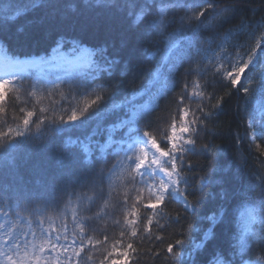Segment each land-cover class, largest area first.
<instances>
[{
  "label": "trees",
  "instance_id": "16d2710c",
  "mask_svg": "<svg viewBox=\"0 0 264 264\" xmlns=\"http://www.w3.org/2000/svg\"><path fill=\"white\" fill-rule=\"evenodd\" d=\"M211 2L214 0H112L109 5L100 6L97 0H0V62L31 60L24 72L7 78L12 80L20 99H13L8 111L0 115V131L16 126L18 120L13 114L18 116L20 107L37 111L45 107L50 115L59 116L69 114L71 107L85 97L91 98L97 92L102 97L77 120H46L37 128L38 113L23 135L0 138V222L5 219L2 212L10 209L8 219L16 223L19 212L24 229L28 227L27 221L35 217L45 221V228L62 230L67 223L71 237L74 212L83 216L99 212L103 218L89 223L100 233L106 231L110 242L120 239L125 225H116L115 221H122L123 209L116 216L105 212H110L125 192L135 195L134 186L126 183L128 168L124 158L134 152L135 137L159 126L161 130L165 128L162 123L174 108L173 98L184 79H188L201 84L208 81L206 95L214 91L217 99H223L214 112V123L208 124L212 133H206L207 141L199 142L210 143L216 155L211 157L202 150L190 149L192 162L204 165L208 187L185 224L192 225L190 238L196 237L201 228L209 227L216 237L210 247L205 245L209 251L200 259H211L212 250L229 249L236 233L242 234L245 227H259L260 216L255 211L258 204L249 197L248 189L257 173L264 175V156L259 155L264 152V123L259 122L264 111V43L257 47L235 88L220 73L208 74L205 80H200L198 73L209 65L213 49H230L233 43L247 41L244 25H264V0H219L232 9L215 30L205 27V18L195 25L186 23V13L191 15ZM70 5H75L76 10H70ZM164 6L168 16L163 30L158 31L156 23ZM142 9L143 15L137 20ZM13 14H18V18L9 21ZM19 27L24 28L23 33L17 31ZM44 33L48 39H34ZM61 40L66 43L61 45ZM54 60L73 61L79 66L67 72H51L36 64ZM56 85L59 90L51 98L44 97ZM244 87L249 89L247 94L241 91ZM33 90L42 103L28 95ZM64 92L66 99H62ZM11 95L15 97L16 93ZM211 102L214 104L215 100ZM249 126H254L258 141L250 148L241 136V144L237 145V134L251 132ZM113 164V171L97 176L102 165L112 168ZM196 170L199 169L193 171ZM225 174L233 193L227 201L209 195L218 191L213 181ZM93 178L104 185L105 198L103 192L96 198L91 191H85L81 197L80 189L93 182ZM73 190L76 195L66 196ZM36 202L45 207L55 203L59 208L46 211ZM88 207L89 212H85ZM180 208L178 203H169L159 210L158 216L154 215L151 234L143 233L140 225V236L134 241L124 238L125 243L133 242L140 250L139 257H133L136 264H171V257L162 254L157 259L149 250L156 234L167 237L173 230L158 232L157 220L160 225L167 224L168 217H174ZM214 209L224 214L210 220ZM100 233L90 231L89 235L102 240ZM184 247H189V243Z\"/></svg>",
  "mask_w": 264,
  "mask_h": 264
},
{
  "label": "snow or ice",
  "instance_id": "6c2138e0",
  "mask_svg": "<svg viewBox=\"0 0 264 264\" xmlns=\"http://www.w3.org/2000/svg\"><path fill=\"white\" fill-rule=\"evenodd\" d=\"M111 3L112 0H97V4L100 6ZM69 8L72 11L76 10L75 5H70ZM221 9H223L222 12ZM231 9V5H221L219 0H214L199 10L191 12V15L186 13L185 21L188 25H195L205 18L207 21L205 27L215 30L221 21L230 16ZM167 12V6L160 8V17L156 23L158 31L163 30L168 16ZM142 15L143 9L136 19L139 20ZM15 18H18V14H13L9 21H13ZM244 27L247 29V41L242 44L233 43L230 49L220 48V51L213 49L212 55L208 57L209 65H206L198 73L200 80H205L208 74L213 76L220 73L232 88L238 85L257 47L264 43V32L261 31L264 29V25L249 23ZM17 31L23 33L24 28L19 27ZM258 32L259 35H257ZM48 38L46 33L34 37L36 40ZM59 43L63 45L66 42L61 40ZM234 45L235 47H233ZM217 47L220 45L217 44ZM44 63L48 67H60V65H53L51 62ZM12 69L13 66L6 63L0 72L8 73L13 71ZM188 71L193 75L192 68ZM207 83L208 81L201 84L199 81L184 79L178 94L173 98L174 108L171 107L166 122L162 123L165 128L161 130L159 126L155 131H144L145 142L137 145L134 152L124 158L123 162L128 168L126 183L134 186L135 195L125 192L123 199H116L111 211L105 212L106 215L116 216L123 209L122 221H115L116 225L121 223L125 225L119 233L120 239L110 242L106 231L100 233L98 228L89 223L94 219L96 222L103 218L99 212L92 216H83L74 212L70 237L67 223L62 225V230L53 227L45 228V221L35 217L27 221L28 227L24 229L20 226V213H16V223H13L8 219L12 214L8 209L2 212L5 219L0 222V264H136L133 257L138 258L140 250L134 246L133 242L125 243L124 238L128 237L129 241H134L140 236V232L137 231L140 225H142L143 233L151 234L154 227V215L158 216L159 210L172 202L180 204L181 208L174 217H168L167 224L160 225L157 220L158 232H167L169 228L173 230L167 237L160 234L154 236V246L149 250L154 258L158 259L163 254L165 258L171 257V264H264V175L257 173L254 183L248 189L249 197L258 204L255 211L260 216L259 227L252 224L245 227L242 234L236 233V238L229 249L212 250L211 259L202 261L200 257L209 251V247L216 237L209 227L201 228L196 237L190 238L192 225L185 224V221L196 211V207L208 187V174L204 173V165L199 161L192 162L190 158L193 157V153L190 149L202 150L211 157L216 155V151L212 149L210 143L206 142L203 145L199 143L201 139L207 141L206 133H212L208 124L214 123L212 119L214 112L223 100L217 99L214 91L206 95L205 85ZM251 83L249 81V84ZM59 88L60 86L56 85L55 89H50L44 97L51 98ZM100 91H107V89ZM241 91L247 94L249 89L244 87ZM12 92L16 93L15 97L11 95ZM228 94L227 91L225 95ZM28 95L36 97L38 102L42 103V98L38 97L36 91L33 90ZM61 95L62 99H66L65 92ZM13 99L18 101L20 97L12 80L0 79V115H4L8 111ZM101 99L100 92H97L91 98L85 97L77 101V106L71 107L69 114L59 116L50 115L49 108L45 107H39L38 111L20 107L18 116L13 114L18 123L15 127L10 126L4 131H0V138L23 135V130L27 129L32 118L38 113L40 115L39 122L36 124L37 128L46 120L53 122L77 120ZM212 100H215L214 104L211 102ZM69 102L71 103V101ZM192 105H195L194 109ZM173 111L175 115L171 114ZM249 128L251 132L246 130L245 133L237 134L235 141L237 145L241 144V136L250 148L253 143L258 141L253 130L254 126H249ZM256 147L259 148L260 145L257 144ZM259 155L264 156V152ZM115 167V164L112 165V168L102 165L97 176L101 172L106 176L107 172L113 171ZM195 169L199 170L193 171ZM213 183L218 186V191L215 194L209 193V195H214V198L220 197L227 201L233 194L227 174L221 175ZM257 188H259L258 192H256ZM85 191H91L96 198L98 193L103 192L105 198L104 185L100 186L96 178L80 189L81 197L85 195ZM76 194V190H73L66 196ZM190 197L194 199H189ZM36 204L46 211L59 208L55 203L47 207L40 202H36ZM24 206L28 207L29 204H24ZM84 211L89 212V207ZM223 214L222 210L218 213L214 209L210 220H215L218 215L222 217ZM29 215H32L31 211H29ZM90 231L102 234L103 239L98 237L93 239L89 235ZM186 242L189 243L187 248L184 247ZM162 245L165 247L162 248ZM205 245L209 247H205ZM97 253H99V257Z\"/></svg>",
  "mask_w": 264,
  "mask_h": 264
},
{
  "label": "rangeland",
  "instance_id": "374dc122",
  "mask_svg": "<svg viewBox=\"0 0 264 264\" xmlns=\"http://www.w3.org/2000/svg\"><path fill=\"white\" fill-rule=\"evenodd\" d=\"M66 62H68V60H66V61L65 60H54L53 62H51L53 65H60V67H56V66L48 67V65H46V64L43 65L41 63H36V64H38V66H45L44 70L51 71V72L55 71V70L67 72V71H70L71 69H73L74 67L77 68L79 66V63H77V62H73V61H72V63H66ZM8 64L13 66V69H12L13 71L8 72V73L0 72V78L1 79H6L9 74L23 72L26 69V67H29L30 61L16 60V61L10 62ZM4 66H5V64L0 63V70H2L4 68ZM259 122L264 123V111L261 113V115L259 117ZM145 140H146V138L144 136L135 137L132 140V145L136 147L140 143L145 142ZM175 198L176 197L174 196V199Z\"/></svg>",
  "mask_w": 264,
  "mask_h": 264
}]
</instances>
